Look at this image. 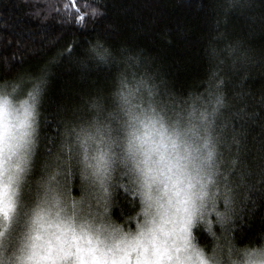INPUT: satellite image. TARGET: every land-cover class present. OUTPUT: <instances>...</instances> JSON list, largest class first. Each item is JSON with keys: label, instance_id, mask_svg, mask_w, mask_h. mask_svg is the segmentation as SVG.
<instances>
[{"label": "clouds", "instance_id": "1", "mask_svg": "<svg viewBox=\"0 0 264 264\" xmlns=\"http://www.w3.org/2000/svg\"><path fill=\"white\" fill-rule=\"evenodd\" d=\"M225 2L228 10L252 4ZM221 37L214 36L209 46L216 66L211 90L183 103L171 98L160 69L142 53L92 50L95 59L115 66V91L97 93L67 111L60 154L64 164L73 162V176L79 174L80 182L71 186L78 190L76 197L58 179L61 173L22 183L46 74L0 83L5 159L11 155L9 145H23L5 165V183L14 171L11 164L24 160L13 185L18 216L0 240V264H113L133 248V258L146 248L141 264H176L177 248L184 264H264V233L244 245L231 237L235 193L228 177L239 140L226 127L229 75L255 64L257 57ZM258 61L264 67V53ZM34 208L45 209L53 226L33 224ZM61 221L58 230L55 224Z\"/></svg>", "mask_w": 264, "mask_h": 264}, {"label": "trees", "instance_id": "2", "mask_svg": "<svg viewBox=\"0 0 264 264\" xmlns=\"http://www.w3.org/2000/svg\"><path fill=\"white\" fill-rule=\"evenodd\" d=\"M71 3L0 0V83L46 74L36 128L38 170L62 156L67 111L115 91V66L95 59L93 49L142 53L160 69L171 98L183 103L211 90L216 66L209 46L222 34L224 43H238L257 57L230 74L225 87L231 98L226 127L239 140L228 177L235 193L231 237L239 245L258 242L264 233V67L258 61L264 53V0H252L243 10H228L225 0H79L81 20L66 8ZM68 169L74 171L72 163ZM72 179L80 182L78 174ZM69 192L78 195L75 188ZM119 199L117 193L113 202Z\"/></svg>", "mask_w": 264, "mask_h": 264}, {"label": "snow or ice", "instance_id": "3", "mask_svg": "<svg viewBox=\"0 0 264 264\" xmlns=\"http://www.w3.org/2000/svg\"><path fill=\"white\" fill-rule=\"evenodd\" d=\"M67 7H72L75 9V16L77 20L83 19V16L81 15V12L83 9L80 8L79 0H72V3L70 5H66ZM90 7V5H89ZM93 13L95 12V9L92 10ZM99 54V53H98ZM3 111V106L0 105V112ZM154 123V122H153ZM145 128H147V125H144ZM145 137L150 135V132L143 133ZM132 139L139 140V136H133ZM23 145L17 144V145H9V151L11 155H9L8 159L6 160L4 157V143H3V135L0 134V221L3 222V226L6 228L9 223H12L15 221V219L18 216V202H17V195H16V189L13 188L14 184H17L20 180L19 173L23 171L22 163H24L23 157H20L17 159L15 164H11V168L14 169V171L10 172L8 175V182H4V175L7 171L5 165L11 163L12 156L17 155L18 150ZM133 147L132 140L129 141V149L131 150ZM189 215V220H190ZM31 222L33 224L39 223L41 226H53V222L48 218V214L45 209L42 208H34L31 210ZM63 223L62 221L60 223L55 224V227L59 230L60 224ZM4 235V231H0V237ZM75 238V237H74ZM59 239V237H57ZM139 243V242H137ZM133 248L131 251H134ZM131 251L125 250L123 251V254L120 255L117 259L113 261V264H132V260L134 259L135 264H141V261L143 259H146L143 256V252L146 251V248H142L141 255L133 258L131 255ZM180 249H176V264H184V261L181 259L179 255ZM169 260L172 259V256L168 257Z\"/></svg>", "mask_w": 264, "mask_h": 264}, {"label": "rangeland", "instance_id": "4", "mask_svg": "<svg viewBox=\"0 0 264 264\" xmlns=\"http://www.w3.org/2000/svg\"><path fill=\"white\" fill-rule=\"evenodd\" d=\"M0 134H2V118H0ZM36 148H37V141H36V132H35L33 138V146L31 148L30 156L27 161V171L24 174V181H22V183H35L38 180L46 179L50 173L56 172V173H61V175L58 176V179L61 182H66L69 185V190H70L72 188L71 186L75 184V180L72 179L74 177L73 172L68 169V165L69 163H73V162L69 161L67 164H64L63 161L66 159V157L61 156V158L58 157L56 159L50 160L47 165H45L40 170H38V165L36 166L37 164ZM57 165H59V167H57ZM33 171L34 174L31 177L30 173L31 172L33 173ZM68 194L72 197H75L73 196V194H70V192ZM13 224L14 222L9 223L8 226L5 228L3 226V222L0 221V231H4V232L10 231L11 228L13 227ZM2 239L3 237H0V240ZM132 264H135L134 259L132 260Z\"/></svg>", "mask_w": 264, "mask_h": 264}]
</instances>
